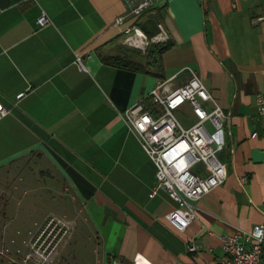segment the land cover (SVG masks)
<instances>
[{
  "label": "crops",
  "instance_id": "0c3cea01",
  "mask_svg": "<svg viewBox=\"0 0 264 264\" xmlns=\"http://www.w3.org/2000/svg\"><path fill=\"white\" fill-rule=\"evenodd\" d=\"M155 4L137 20L144 36L135 34V44L124 32L132 23L126 0H0V108L10 110L0 113V192L8 211L23 203L18 191H32L34 201L47 190L71 193L105 264H220L225 234L264 222V0ZM43 12L46 26L37 22ZM120 15L127 20L116 26ZM145 38L174 44L161 61L148 60ZM192 72L230 115L219 152L228 177L201 196L197 219L181 231L166 218L177 206L169 193L150 195L157 167L124 112ZM176 114L196 121L188 103Z\"/></svg>",
  "mask_w": 264,
  "mask_h": 264
},
{
  "label": "built area",
  "instance_id": "2783aa9c",
  "mask_svg": "<svg viewBox=\"0 0 264 264\" xmlns=\"http://www.w3.org/2000/svg\"><path fill=\"white\" fill-rule=\"evenodd\" d=\"M126 3L132 23L124 32L129 35L130 43L137 44L134 35L144 36L137 20L154 8L155 0H126ZM126 20V15H120L115 25L120 26ZM37 22L46 26L52 21L43 12ZM143 43L148 44L149 40L145 38ZM76 61L84 67L80 54ZM24 95L25 92H20L17 99ZM148 98L153 109H146L140 101L125 110V122L157 167V180L150 195H156L159 190L169 193L177 206L166 218L184 231L197 219V202L201 196L222 185L228 177L227 164L220 159L219 152L225 147L224 128L230 115L195 72L174 89L160 83ZM187 103L196 117L191 125H186L176 114ZM9 112L5 107L0 108L1 115ZM258 115L264 121V99L260 94ZM223 247L226 255L220 264H264V222L255 224L250 231L235 229L225 234Z\"/></svg>",
  "mask_w": 264,
  "mask_h": 264
},
{
  "label": "rangeland",
  "instance_id": "374dc122",
  "mask_svg": "<svg viewBox=\"0 0 264 264\" xmlns=\"http://www.w3.org/2000/svg\"><path fill=\"white\" fill-rule=\"evenodd\" d=\"M153 45L145 46L144 58H159L150 52ZM34 194L18 191L23 203L15 200L8 211L7 194L0 192V264H105L95 228L71 193L47 190L40 201H34ZM4 233L7 240L1 239Z\"/></svg>",
  "mask_w": 264,
  "mask_h": 264
},
{
  "label": "trees",
  "instance_id": "16d2710c",
  "mask_svg": "<svg viewBox=\"0 0 264 264\" xmlns=\"http://www.w3.org/2000/svg\"><path fill=\"white\" fill-rule=\"evenodd\" d=\"M148 21V23H153V24H155V25H157L156 24V18H155V16H153V15H151V16H149V19L147 20ZM141 25H142V27L149 33V35H151V32L148 30V26H146V24H145V26H144V24H142L141 23ZM174 44V42L172 41V40H167V41H165V42H160V43H154V50L153 49H151L150 50V52H151V54H153V53H156V55H159V58H156V60L157 61H161V54L166 50V49H168L169 47H171L172 45ZM120 57H115V58H111L110 59V61H112V62H114V63H117V60L119 59ZM149 60V59H148ZM149 62H151V61H149ZM143 103H144V106H145V108L146 109H149V110H152L153 109V104H152V101H151V99H149V98H146L144 101H143Z\"/></svg>",
  "mask_w": 264,
  "mask_h": 264
}]
</instances>
